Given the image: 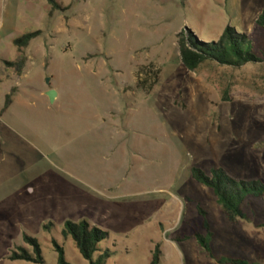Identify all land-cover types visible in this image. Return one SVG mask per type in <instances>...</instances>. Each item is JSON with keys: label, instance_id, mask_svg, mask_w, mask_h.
<instances>
[{"label": "rangeland", "instance_id": "rangeland-1", "mask_svg": "<svg viewBox=\"0 0 264 264\" xmlns=\"http://www.w3.org/2000/svg\"><path fill=\"white\" fill-rule=\"evenodd\" d=\"M54 2L0 0V264H28L9 260L24 234L46 264L53 240L69 264H89L62 236L67 221L109 234L107 264H150L157 246L161 264H217L196 240L205 219L215 256L264 264V197L230 224L191 177L264 181V63L191 72L178 47L185 29L212 42L230 26L264 59V0Z\"/></svg>", "mask_w": 264, "mask_h": 264}, {"label": "trees", "instance_id": "trees-1", "mask_svg": "<svg viewBox=\"0 0 264 264\" xmlns=\"http://www.w3.org/2000/svg\"><path fill=\"white\" fill-rule=\"evenodd\" d=\"M57 8L54 0H49ZM257 26L264 32V13L256 21ZM41 35L40 31L27 33L13 42L19 51L27 48L32 41ZM178 47L183 66L191 72H197L205 64L212 63L221 67L241 69L247 65L264 63L262 56L255 53L254 43L245 34L238 33L235 28L228 26L217 41L203 42L198 40L189 30H184L178 35ZM264 53H262L263 55ZM7 66L11 64L6 63ZM18 72L24 67V62L17 63ZM10 104L9 97L5 109ZM192 179L199 185L212 190L217 204L221 207L230 224H237L240 220L248 219L243 206L248 199L264 197L263 180H235L222 168H213L206 172L200 168H192ZM200 216L206 214L199 208ZM52 225L44 226L45 231H50ZM206 235H196L198 245L204 250L211 260L217 264H250L249 262L229 256L217 257L213 254L211 241L214 237L207 220L203 221ZM64 239H71L81 257L89 264H107L113 253L101 249V244L108 240L109 234L99 228L91 226L88 222L67 221L62 230ZM190 238H185L189 240ZM25 247H17L11 253V262H25L28 264H46L39 241L27 234L23 235ZM52 244L57 253V264H69L65 251L55 240ZM150 264H161L160 247L157 246Z\"/></svg>", "mask_w": 264, "mask_h": 264}, {"label": "water", "instance_id": "water-1", "mask_svg": "<svg viewBox=\"0 0 264 264\" xmlns=\"http://www.w3.org/2000/svg\"><path fill=\"white\" fill-rule=\"evenodd\" d=\"M50 81V79L46 80V84L48 86H50ZM45 96L48 98L50 104H54L55 100L57 99V93L52 89L46 91Z\"/></svg>", "mask_w": 264, "mask_h": 264}]
</instances>
